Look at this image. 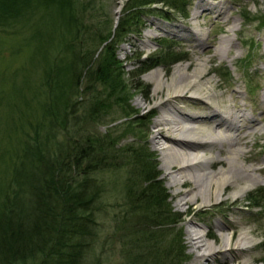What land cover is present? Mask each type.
<instances>
[{
	"label": "trees",
	"instance_id": "obj_1",
	"mask_svg": "<svg viewBox=\"0 0 264 264\" xmlns=\"http://www.w3.org/2000/svg\"><path fill=\"white\" fill-rule=\"evenodd\" d=\"M187 1L128 0L115 39L97 34L103 47L91 65L76 37L78 0H0V54L42 53L36 85L25 77V89L0 97L8 127L0 146V264H110L115 255L116 264L186 262L180 216L146 143L152 115L129 108L140 77L181 58H171L172 45L163 47L159 54L138 56L135 71L125 77L113 45L127 34H141L146 6L161 3L185 16ZM48 50L57 52L56 66ZM121 118L128 120L103 135L83 129ZM137 127L142 132L135 141L121 146L123 132H116ZM120 170L124 178L118 183L113 175ZM113 189H119L116 209L110 225H102ZM254 197L246 201L259 209Z\"/></svg>",
	"mask_w": 264,
	"mask_h": 264
},
{
	"label": "rangeland",
	"instance_id": "obj_2",
	"mask_svg": "<svg viewBox=\"0 0 264 264\" xmlns=\"http://www.w3.org/2000/svg\"><path fill=\"white\" fill-rule=\"evenodd\" d=\"M127 1L118 3V0H78L76 2L81 26L76 37L83 45L84 49L81 50H88L87 58L91 65L98 59V53L103 47L97 34L100 33L102 37L112 35L110 41L115 39L113 38L114 28L122 16V10ZM198 1H187L185 16L161 3L146 6V14L142 16L144 22L141 34H127L124 38L117 39V43L113 45L114 52L116 58L122 62L125 77L126 73L135 71L138 56L144 59L147 56L159 54L163 47L172 45L169 50L173 52L171 58H181L173 65H166L168 61L166 58V63L160 64L140 77L141 89L133 94L129 101V108L132 111H139V116L152 115L148 121L149 131L146 132V143L157 157L160 178L170 195L173 210L180 216L178 232L187 256L184 264H198L194 260L195 254L187 241V232L192 229L203 232L214 248L223 236L233 235L232 241L223 246L220 253H216L215 262L211 264H264L260 261L264 259V0H201V4L215 8L223 7L224 19L214 10L202 11V8L197 7ZM116 9H118L117 14ZM195 11H198L197 17L192 19V13ZM183 33L186 36L182 35ZM226 38L232 41L228 52L220 58L215 57L214 49L218 47L221 40ZM12 44L15 49L18 42ZM47 56L53 66L59 63L56 51L48 50ZM41 57L42 53L37 49H31L22 54H15L12 51L6 54L1 53L0 89L6 92L4 95L0 93V97H8L11 89L19 91L25 89L22 84L25 77H28L32 85H36L42 65ZM198 62L203 63L202 70L207 72L205 78L201 80L202 90L207 92L212 89V93L218 98L211 103L219 112L225 108L226 104H234L232 101L234 99L236 107L244 110L247 118H255L256 130L253 134L247 133L245 144H243V150L248 159L243 161V164L262 169V172H255L258 178L257 183L241 181L236 185H229L221 196L213 197L210 202L202 203L201 199H197L184 204L178 192L186 191L191 183H187V186L183 188L170 185L168 176L165 174L169 170H166L165 161L157 146L151 141V136L155 128L154 122L163 108L174 105L187 112H201L203 109L191 101L190 97L198 99L197 92H188L187 98L184 99H166L167 86L156 89L154 71L160 69L164 76L161 78L162 82L170 85L174 78L172 75L174 66L188 65L186 71L190 72ZM83 78L80 80L82 84L85 83ZM97 88L101 89L100 86ZM201 95L205 96L204 93ZM5 112L0 108V146L5 143L8 130ZM127 120L121 118L107 125L89 123L84 125L83 129L93 134L103 135L108 129L115 127L117 129ZM248 122V119H243V126L248 125ZM140 130L142 132L140 127H137L134 132L118 130L116 133L123 132L120 145L134 142L133 136L139 134ZM217 151L218 148L215 146L206 149L203 152L204 159L210 160ZM219 166L215 164L213 169ZM114 174L113 178L117 179L118 183L123 180V170ZM243 186L246 187L242 191ZM249 194H254L253 202L260 204L259 209L253 208V205L246 201ZM118 195L119 189H113L105 200L109 214L106 219L100 220L102 225H110V216L116 209L112 205L117 202ZM242 235L246 236V240L240 239ZM239 244H244L245 247H238ZM108 253L110 254L109 250ZM117 259H120L117 255L112 257L110 264H116Z\"/></svg>",
	"mask_w": 264,
	"mask_h": 264
},
{
	"label": "bare ground",
	"instance_id": "obj_3",
	"mask_svg": "<svg viewBox=\"0 0 264 264\" xmlns=\"http://www.w3.org/2000/svg\"><path fill=\"white\" fill-rule=\"evenodd\" d=\"M123 1L118 0V3ZM197 7L202 8V11L214 10L218 16L225 18L223 7L215 8L201 4V0L197 2ZM115 12L117 14L118 9ZM197 14L198 11L193 12L192 19H195ZM157 28L160 27L157 26ZM182 35L186 36L185 33ZM146 36L149 37V35ZM231 42L227 38L221 40L218 47L214 49V56L220 58L228 52ZM202 66L203 63L198 62L190 72L186 71L188 65L174 66L172 71L174 78L170 85L162 82L163 74L160 69L154 71L156 89L167 86L166 99H184L187 98L188 92H197L198 99L190 97L191 101L206 111L187 112L174 105H169L162 109L154 122L155 128L151 141L161 152L165 161L164 166L166 170H169L165 174L168 176L170 185L183 188L187 186V183H191L186 191L178 192L184 204L197 199H201L202 203L210 202L213 197L221 196L229 185H236L241 181L257 183L258 178L255 172H262V169L243 164V161L248 160L243 144H245L247 133L253 134L256 130L255 118H247L246 112L236 107L234 99L232 100L234 104H226L225 108L219 112L211 103L218 98L212 93V89L207 92L202 90L201 80L207 74L205 70H202ZM202 93L205 96H202ZM220 100L225 102L223 99ZM243 119H248L249 124L243 126ZM213 146L218 148L217 154L210 160L204 159L203 152ZM215 164L220 166L213 169ZM245 187H241L242 191ZM245 237L242 235L240 239L246 240ZM232 239V234L227 237L223 236L214 248L203 232L197 229L187 232L188 245L195 254L194 260L198 264L215 262L216 253H220L223 246L228 245ZM238 247L245 246L239 244ZM260 261L264 262V259Z\"/></svg>",
	"mask_w": 264,
	"mask_h": 264
}]
</instances>
